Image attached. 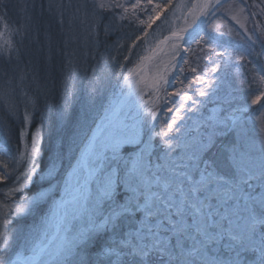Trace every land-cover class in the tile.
<instances>
[{"label":"snow or ice","instance_id":"6c2138e0","mask_svg":"<svg viewBox=\"0 0 264 264\" xmlns=\"http://www.w3.org/2000/svg\"><path fill=\"white\" fill-rule=\"evenodd\" d=\"M132 18L146 24L141 34L109 44L116 21ZM157 21L168 27L150 42ZM221 26L239 42L225 40ZM0 27V105L20 125L13 154V128L0 120V182L11 183L9 202H0L7 209L0 211V264H264V142L244 138L249 99H264V0H0ZM5 31L13 39L5 40ZM54 58L63 102L56 106L58 136L46 145L42 126L31 129L39 109L28 89H46ZM237 61L251 65L240 73L242 88L229 79L230 68L246 66ZM81 64L94 81L85 108L114 77L135 121L131 132L113 114L98 136L101 126L89 129L87 110L75 114ZM194 82L202 88L182 92ZM225 83L227 115L209 117L194 143L183 142L186 113L204 107L194 96H215ZM18 97L26 98L22 119Z\"/></svg>","mask_w":264,"mask_h":264},{"label":"rangeland","instance_id":"374dc122","mask_svg":"<svg viewBox=\"0 0 264 264\" xmlns=\"http://www.w3.org/2000/svg\"><path fill=\"white\" fill-rule=\"evenodd\" d=\"M134 2V0H133ZM163 2H166V0H163ZM252 0H249V3H251ZM224 9L221 8L219 10V13H223ZM218 13V14H219ZM169 15V18L171 19V15L170 13H166ZM141 18L147 20V17L143 14H141ZM161 20H163V14L161 17ZM217 23H219V21H217ZM116 25H117V34L112 36L111 39L109 40V44H111L113 41H115L117 39V36H120L123 40V42L125 44H128L131 42L130 39H128L129 37L131 39H135L136 35H140L141 31L146 27L145 25H140L139 21L135 20V18H132L131 23H129L127 20L125 21H116ZM122 25V27H120ZM157 25H160V28L157 27ZM249 28L252 27L251 24L248 25ZM14 27V26H13ZM167 25L161 24V21H157V24H154L153 27L151 29H148V32L150 33L149 36V41L150 42H154L155 39L157 38H162V35H160V29H167ZM235 28H239L238 25H234ZM221 31H223L225 33V40H231L233 42V44L238 43L239 42V37L236 36H228V27L227 26H221V28L219 29ZM0 31H4V29L2 27H0ZM164 35L167 34L166 31L163 32ZM5 40L8 39H13V34L5 31V36H4ZM21 40V37L19 36H15V41L17 43V45H19ZM0 43H3V40H0ZM24 45L29 46V41L28 39L24 40ZM193 47H195V45H193ZM104 51L103 47L100 48L99 50V54H102ZM126 51V50H125ZM142 52V49L140 50ZM216 51H220V49H216ZM189 57L191 58V54H189ZM120 59H123V57L121 56ZM212 59L218 60L217 57L212 56ZM232 59L235 60L236 57L233 54ZM89 63H95L94 61H89ZM207 62L205 61H201L199 63V71L202 73L205 70V65ZM238 64L240 65H246L245 67H241L239 69V71H237L236 68H230L229 71V79L232 81L234 86H239V87H244L243 84L240 83V81L243 79V77L240 75V73H244V74H248V69L251 67V65L246 64L245 61H237ZM81 70L79 71L76 80L74 81L75 83V89H76V98L73 100V109L75 114L79 115L80 112L82 110H87L88 111V127L89 129L95 130L97 124H99L101 127L100 129L104 126V124L107 122V120L105 119V109H108V113L112 110L113 106L115 105L116 101L122 96L121 94V88L118 85L116 79L110 78L108 80H105L103 85L100 88V92H98L97 96H96V101H95V105L92 106L90 109H86L85 108V101H86V96H85V89L86 87H88L90 85V83H93L94 81L92 80V70L91 67L88 68L87 73H85L83 71V67L84 65L81 64ZM212 67V64H207V70H209V75H213L210 72V69ZM185 68V73L184 75L188 76L189 79H191L192 77V73L189 69V65L185 64L184 65ZM60 69H61V63H60ZM100 74V70H97V75ZM62 74H61V79L58 80V91L57 93H59V95H55V100L59 102V104H61L63 102V86L61 84V80H62ZM51 81L49 80L46 89H42L40 91V93L38 94L35 89L34 86L30 87L28 89L29 92V96L33 99V101H35L38 105V103L41 104V101H44L46 99V92H48L51 89H55V84L54 85H50ZM185 83L187 84V81H185ZM0 87H3V82L0 81ZM175 88L177 89H181L182 86L180 85L179 81L176 82L175 84ZM202 88V85L199 82H194L192 85L189 86V88L187 89H182L183 91H187V93L189 95H192L197 89ZM174 89H169V91H173ZM56 91V90H55ZM231 92V89L228 87V84L225 83L223 86H221L220 91L215 95L212 96L210 98H205V97H200V96H194L195 99L198 100H202L204 102V107L201 108L200 112H197L195 114L193 113H186L187 116H190L191 119H188L186 121H184V127L182 129V136H181V140L183 142L192 144L194 143L195 139L198 138L199 132H203V128L200 127L201 125L204 124V122L212 116H216V117H223L224 115H227V111L229 110V106L228 104L225 102L227 99H230L231 97L229 96V93ZM235 95H239V93H236ZM149 97L146 95L144 97L145 100H147ZM18 101L20 102L19 104V115L22 119L23 117V111H24V102L26 101L25 97H18L17 98ZM179 99V98H178ZM224 100V106L225 109L223 108H217L214 106V102H219L220 100ZM262 101L264 102V99H262ZM258 102L256 105H251V101L249 99V105H250V111L247 112L245 114V127H244V138L247 142H252V143H261L264 142V130H262V125H261V121L262 119H264V108H258L260 107L259 104L262 102ZM57 106V104H56ZM171 106V105H169ZM29 107V111L32 110L31 105H28ZM56 108V107H55ZM55 108H50V110L48 109V112L51 113L53 115V117L55 119V122H58L57 119V111ZM257 108V109H256ZM254 109V110H253ZM0 110H5L2 105H0ZM130 111V105L128 103V105L122 110L121 114L119 115V118L121 121H123L124 124L127 125V130L129 132L132 131V127L135 124V121L131 118L129 114ZM4 112V111H3ZM164 115H167V117L169 119H171L172 116L175 115V112L171 113V114H167L165 113ZM14 121V120H13ZM15 124H11L12 128H13V135H12V139L9 142V149L10 152L15 154L17 151V147L18 145V131H19V123L15 120L14 121ZM157 127L155 129V131L160 132L162 130V126L160 121H157ZM177 123H180V121H178ZM38 123L33 122V124L31 125V129L34 131L35 128L37 126H41L40 124L37 125ZM109 124H107L100 132L99 136L103 134L104 129L108 126ZM49 129V128H48ZM199 129V132H198ZM43 130V135H44V128L42 127ZM164 131H167L166 128L163 129ZM91 134V133H89ZM58 136V133L55 136H50L48 140H50L51 138L52 141ZM45 138V137H44ZM30 139V137H29ZM153 152L156 155H159L162 150H163V146H162V142L160 140L159 137L154 138V142H153ZM6 159V158H5ZM10 167H14V164H10ZM0 170H2V166H0ZM14 178V177H13ZM8 187H11V183L10 182H0V202L2 203H7L9 202L8 200H5L4 197V193L7 191ZM15 199V200H19V194L15 195V197H9V200L11 199ZM57 199H59V195L57 194ZM0 211H7V209H0ZM20 223H32V220L29 219L27 221H16L15 223H13L12 225H10V227H16L17 224Z\"/></svg>","mask_w":264,"mask_h":264},{"label":"trees","instance_id":"16d2710c","mask_svg":"<svg viewBox=\"0 0 264 264\" xmlns=\"http://www.w3.org/2000/svg\"><path fill=\"white\" fill-rule=\"evenodd\" d=\"M13 3H15V0H13ZM12 16H13V18L16 17L15 11L12 12ZM13 26L15 27V25H13ZM60 63L61 62L58 58H54V68H53V72H52V78L50 79V81H51L50 85L51 84L54 85L56 83L55 89L53 88V89L49 90L48 92H46V94H47L46 99L44 101H41V104L38 103L37 107L39 110L35 113V122L38 123L37 125L40 124L44 128V137H45V144L46 145L48 143H50L53 139V138H51L50 140H48L49 137L55 136L58 133V128H59V124L57 122H55L54 118H51V117H53V115L48 112V109L50 110V108H52V109L55 108L56 104L59 105L58 100L57 101L55 100V95H57V96L59 95V93H57V91H58V80L61 79ZM224 103H225L224 100L221 99L219 102H214V106L217 108L225 109ZM262 103H264V102L262 101L259 104V106ZM19 104H20V102H19ZM258 108H261V106ZM0 120H8L9 123L15 124L14 123L15 118H10L8 116L7 112H5V110H0Z\"/></svg>","mask_w":264,"mask_h":264},{"label":"bare ground","instance_id":"6f19581e","mask_svg":"<svg viewBox=\"0 0 264 264\" xmlns=\"http://www.w3.org/2000/svg\"><path fill=\"white\" fill-rule=\"evenodd\" d=\"M128 105V101L126 99V97H124L123 95L116 101L115 105L113 106L112 110L108 113V117L109 119L106 120H111L113 114H117L118 112V116L121 114L122 110ZM96 130V129H95ZM100 130V129H99ZM98 130V131H99ZM97 131V134L99 133Z\"/></svg>","mask_w":264,"mask_h":264},{"label":"water","instance_id":"95a60500","mask_svg":"<svg viewBox=\"0 0 264 264\" xmlns=\"http://www.w3.org/2000/svg\"><path fill=\"white\" fill-rule=\"evenodd\" d=\"M119 112V111H118ZM118 112H117V114H118Z\"/></svg>","mask_w":264,"mask_h":264}]
</instances>
